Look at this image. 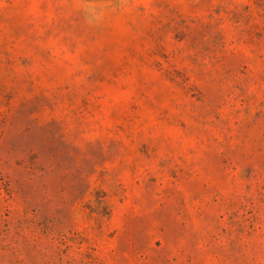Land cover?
Wrapping results in <instances>:
<instances>
[{
  "label": "rangeland",
  "instance_id": "1",
  "mask_svg": "<svg viewBox=\"0 0 264 264\" xmlns=\"http://www.w3.org/2000/svg\"><path fill=\"white\" fill-rule=\"evenodd\" d=\"M0 264H264V0H0Z\"/></svg>",
  "mask_w": 264,
  "mask_h": 264
},
{
  "label": "clouds",
  "instance_id": "2",
  "mask_svg": "<svg viewBox=\"0 0 264 264\" xmlns=\"http://www.w3.org/2000/svg\"><path fill=\"white\" fill-rule=\"evenodd\" d=\"M90 18L91 19H96L97 18V13L95 12V10L90 9Z\"/></svg>",
  "mask_w": 264,
  "mask_h": 264
}]
</instances>
